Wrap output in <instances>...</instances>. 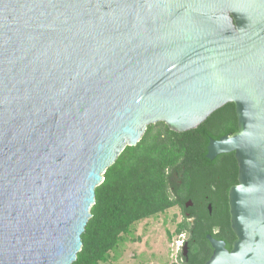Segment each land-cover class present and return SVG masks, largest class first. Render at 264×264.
I'll list each match as a JSON object with an SVG mask.
<instances>
[{
	"label": "water",
	"instance_id": "water-1",
	"mask_svg": "<svg viewBox=\"0 0 264 264\" xmlns=\"http://www.w3.org/2000/svg\"><path fill=\"white\" fill-rule=\"evenodd\" d=\"M227 104L235 240L205 264H264V0H0V264H73L123 151Z\"/></svg>",
	"mask_w": 264,
	"mask_h": 264
},
{
	"label": "trees",
	"instance_id": "trees-1",
	"mask_svg": "<svg viewBox=\"0 0 264 264\" xmlns=\"http://www.w3.org/2000/svg\"><path fill=\"white\" fill-rule=\"evenodd\" d=\"M154 135L150 136L153 128ZM237 131L235 107L227 104L196 129L171 132L159 123L149 126L141 141L126 148L95 189V204L73 264H96L117 243L119 235L142 218L180 206L194 218L188 228V253L183 264H205L212 249L206 237L223 241L230 251L227 191L237 184L234 154L206 159L210 140ZM207 195V202L202 201ZM192 201L193 207L186 210ZM209 211L208 206H211Z\"/></svg>",
	"mask_w": 264,
	"mask_h": 264
},
{
	"label": "rangeland",
	"instance_id": "rangeland-1",
	"mask_svg": "<svg viewBox=\"0 0 264 264\" xmlns=\"http://www.w3.org/2000/svg\"><path fill=\"white\" fill-rule=\"evenodd\" d=\"M191 224L180 206L134 221L96 264H183Z\"/></svg>",
	"mask_w": 264,
	"mask_h": 264
},
{
	"label": "flooded vegetation",
	"instance_id": "flooded-vegetation-1",
	"mask_svg": "<svg viewBox=\"0 0 264 264\" xmlns=\"http://www.w3.org/2000/svg\"><path fill=\"white\" fill-rule=\"evenodd\" d=\"M236 115V114H235ZM236 120H237V118H236ZM237 164V163H236ZM237 174H238V172H237ZM236 184H230V186H229V189L232 187V186H235ZM229 189H228V191H229ZM228 191H227V195H228ZM207 200H208V196L207 195H202V201H204V202H207ZM190 205V206H189ZM186 206H189L188 208H186V210L187 209H189V208H192L194 205H193V203H192V201H189L188 203H187V205ZM209 207L211 208L212 207V205L211 206H208V209H209ZM183 213H184V215L186 216V217H188L189 219H191L192 221H193V215L191 216V214L189 213V212H187V211H183ZM231 229V228H230ZM233 234V233H232ZM233 236H234V234H233ZM234 240H235V238H234ZM234 240H232V242L234 241ZM188 243V242H187ZM185 258H186V256H185Z\"/></svg>",
	"mask_w": 264,
	"mask_h": 264
}]
</instances>
